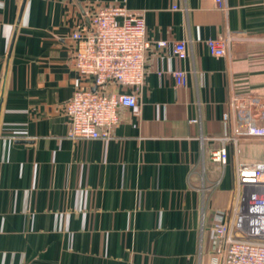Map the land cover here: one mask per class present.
<instances>
[{
  "label": "crops",
  "instance_id": "obj_1",
  "mask_svg": "<svg viewBox=\"0 0 264 264\" xmlns=\"http://www.w3.org/2000/svg\"><path fill=\"white\" fill-rule=\"evenodd\" d=\"M106 6L144 21V84L111 139L71 140L63 105L87 82L70 35ZM217 38L222 57L203 44ZM234 98L264 101V0H0V264H211L236 159L264 161L252 142L212 160L222 115L247 118Z\"/></svg>",
  "mask_w": 264,
  "mask_h": 264
},
{
  "label": "built area",
  "instance_id": "obj_2",
  "mask_svg": "<svg viewBox=\"0 0 264 264\" xmlns=\"http://www.w3.org/2000/svg\"><path fill=\"white\" fill-rule=\"evenodd\" d=\"M222 0H214L221 7ZM75 49L70 62L80 79L75 84L63 111L69 122L71 140H109L119 125L118 109L136 106V92L144 84L146 52L152 44L146 39L142 17L129 14L123 7H99L90 17L89 28L77 27L70 35ZM209 54L222 57L228 42L222 38L203 42ZM156 48L167 46L155 42ZM172 56L183 60L185 44L172 46ZM176 85L185 84L182 71L171 72ZM115 87L116 90H111ZM111 90V91H110ZM247 109L245 120L222 115L230 130L220 138L213 152L214 162L225 165L227 149L236 156L242 143L264 144V101L233 99ZM195 123V120L190 121ZM234 200L231 210H216L211 217L215 237L211 264H264V161L241 162L236 159Z\"/></svg>",
  "mask_w": 264,
  "mask_h": 264
}]
</instances>
